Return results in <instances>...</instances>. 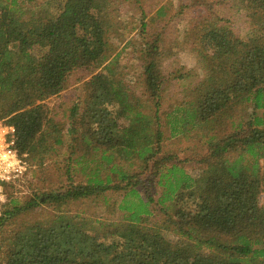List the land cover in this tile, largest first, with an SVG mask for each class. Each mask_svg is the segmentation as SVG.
<instances>
[{
	"label": "trees",
	"instance_id": "trees-1",
	"mask_svg": "<svg viewBox=\"0 0 264 264\" xmlns=\"http://www.w3.org/2000/svg\"><path fill=\"white\" fill-rule=\"evenodd\" d=\"M108 3L0 0V120L14 127L29 163L41 166L53 144L63 142L58 128L52 140L56 125L44 100L60 93L72 72L92 73L68 115V160L81 166L84 183L22 203L7 197L0 233L39 204L61 211L62 204L109 189L124 193L118 208L126 212L115 221L97 219V226L62 213L22 222L4 236L0 264H264V0H233L249 25L243 37L222 18L192 24L186 41L200 74L162 112L161 34L145 31L140 18L143 94L137 95L116 69ZM161 115L169 136L202 132L193 135L206 150L200 176L162 151ZM148 187L160 191L156 199ZM130 200L143 209L134 213Z\"/></svg>",
	"mask_w": 264,
	"mask_h": 264
},
{
	"label": "rangeland",
	"instance_id": "rangeland-1",
	"mask_svg": "<svg viewBox=\"0 0 264 264\" xmlns=\"http://www.w3.org/2000/svg\"><path fill=\"white\" fill-rule=\"evenodd\" d=\"M108 1L109 3L106 6L108 15L107 30L114 49L112 55L115 54L117 57L116 69L121 73L124 82L137 95L143 94V89L139 83L142 68L138 58L140 57V49H142L145 35L141 36L140 18L144 17L146 22L145 31L147 30L149 34L157 32L161 34L159 47L161 51V67L165 77L160 102L161 112L173 103L181 101L185 88L196 80V75L200 74L192 43L186 41L188 40L187 33L189 28L198 18L209 15L215 18H222L227 26L234 28L242 37L244 36V31L249 29L245 14L240 11L236 12L232 6L233 0ZM160 7H162V13L160 17H155ZM117 53H119V56H117ZM99 70H95V73ZM91 75L92 73H89L87 69L72 72L68 77L66 87L57 95L44 100L43 104L46 106L47 116L52 120V124L56 125V130L50 133L52 140L58 136V128L63 142L62 144H53L52 148L44 155L41 166L36 161H30L31 167L24 183L20 187H9L8 199H15L22 203L32 196L53 191H63L70 183H84L85 172L81 171V166L68 160L70 152L68 146L71 141L67 129L69 127V108L73 102L80 100L82 83L84 80L89 79ZM145 99L146 97L143 96L142 100ZM261 112L262 110L257 111L258 114ZM160 119L163 123L164 131L162 151L167 154H174L179 164L191 176H200L204 170V164H201L199 159L202 155H205L206 150L200 145L197 136L195 137L196 139H193V135L200 131H192L188 138H184L182 135L169 136V128L164 125V115H161ZM46 129L50 131V125H47ZM206 138L203 132V137H199V140L203 142ZM76 155H73V158ZM119 164H122L123 167L126 166L122 161H119ZM107 172L108 170H104L103 174ZM111 176L115 177V175ZM143 190L145 191V189L139 188L140 195L145 197ZM148 192L155 199L160 193V191L154 193L155 188L152 187H148ZM123 194L121 190L109 189L85 199L72 200L68 204H62L61 211H56L53 204H39L33 211L24 213V215L16 217L12 222L3 226L0 233V247L5 244L4 236H10L18 226H21L20 223L44 221L60 213L80 214L90 221L93 220L95 226H97V219L104 222L119 220L126 214L125 211L118 208ZM155 199L154 206H157ZM138 203L130 200V205L134 207V213L143 209ZM3 208L0 205V213ZM155 213H157L156 207Z\"/></svg>",
	"mask_w": 264,
	"mask_h": 264
},
{
	"label": "built area",
	"instance_id": "built-area-1",
	"mask_svg": "<svg viewBox=\"0 0 264 264\" xmlns=\"http://www.w3.org/2000/svg\"><path fill=\"white\" fill-rule=\"evenodd\" d=\"M31 165L15 142L14 127L0 120V205L7 201L9 187H20Z\"/></svg>",
	"mask_w": 264,
	"mask_h": 264
}]
</instances>
